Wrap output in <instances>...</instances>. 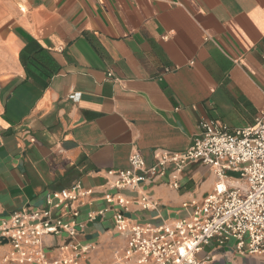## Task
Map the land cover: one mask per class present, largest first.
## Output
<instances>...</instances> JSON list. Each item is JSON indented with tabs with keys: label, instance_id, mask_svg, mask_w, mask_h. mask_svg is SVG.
Masks as SVG:
<instances>
[{
	"label": "crops",
	"instance_id": "0c3cea01",
	"mask_svg": "<svg viewBox=\"0 0 264 264\" xmlns=\"http://www.w3.org/2000/svg\"><path fill=\"white\" fill-rule=\"evenodd\" d=\"M263 114L264 0H0V222L82 184L79 264H138L116 230L121 208L104 198L117 193L106 172L129 169L134 152L149 166L159 151L183 153L202 121L234 131ZM170 172L120 192L132 225L185 219L217 182L193 163L177 190ZM143 195L157 206L143 209ZM68 242L48 235L43 249L56 259ZM234 247L214 239L198 257L264 264ZM10 251L0 243V264Z\"/></svg>",
	"mask_w": 264,
	"mask_h": 264
},
{
	"label": "built area",
	"instance_id": "2783aa9c",
	"mask_svg": "<svg viewBox=\"0 0 264 264\" xmlns=\"http://www.w3.org/2000/svg\"><path fill=\"white\" fill-rule=\"evenodd\" d=\"M199 128L192 146L183 153L159 151L149 166L134 152L129 169L106 172L117 193L104 198L121 208L114 220L117 232L127 237L126 258L137 257L138 264H206L198 256L217 239L219 245L233 240L240 255L264 260V114L249 129L232 131L210 121H202ZM193 163L209 166L217 182L202 203L184 205L191 208L188 217L159 226L130 223L125 214L131 202L121 191H136L143 183L165 177L169 170L170 186L178 190L179 176ZM141 199L145 210L157 206L147 196ZM44 201V209L17 211L0 222V243L7 240L11 249L4 264H79L88 251L73 243L83 228L76 223L80 208L91 201L82 184L48 191ZM104 212L89 213V221ZM63 233L72 242L59 247L60 257L49 258L43 249L44 238Z\"/></svg>",
	"mask_w": 264,
	"mask_h": 264
},
{
	"label": "water",
	"instance_id": "95a60500",
	"mask_svg": "<svg viewBox=\"0 0 264 264\" xmlns=\"http://www.w3.org/2000/svg\"><path fill=\"white\" fill-rule=\"evenodd\" d=\"M7 243H8L7 240H4V239H3V244H7Z\"/></svg>",
	"mask_w": 264,
	"mask_h": 264
}]
</instances>
